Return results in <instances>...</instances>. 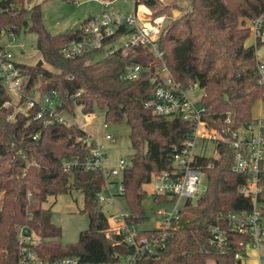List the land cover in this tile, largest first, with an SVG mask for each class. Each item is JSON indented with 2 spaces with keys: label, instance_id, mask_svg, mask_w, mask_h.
<instances>
[{
  "label": "trees",
  "instance_id": "trees-1",
  "mask_svg": "<svg viewBox=\"0 0 264 264\" xmlns=\"http://www.w3.org/2000/svg\"><path fill=\"white\" fill-rule=\"evenodd\" d=\"M31 1L16 0V5L0 13V30L34 32L42 64L52 67L16 63L27 76L26 87L39 82L42 94L56 91L60 99L57 109L68 114L75 115L76 108L87 114L95 105L104 110L106 123L128 125L133 154L122 172V194L141 221L145 217L141 200L146 193L142 185L152 173L166 169L172 144L184 140L192 126L177 115H157L143 105L151 93L147 70L134 80L120 77L127 65L137 62L145 66L152 59L149 53L139 50L138 54L121 56L116 51L114 59L105 64L104 73L119 85H105L89 71L91 52L75 58L61 54L62 45L74 38L77 30L71 27L49 32L43 25L40 5L28 6ZM135 4L144 5L154 16L165 15L158 37L163 59L182 88L195 84L202 90L200 102L207 125L236 127L253 118L254 102H264V81H259L260 61L256 57L264 40L246 43L250 36L247 21L264 12V0H189L188 8L177 16L172 9L180 6L173 1L136 0ZM77 90L80 94L75 96ZM9 98L0 87V264H17V225H25L40 236L38 250L48 257L77 255L101 262L126 251L104 236L107 217L96 198L104 182L101 172L81 168L65 172L61 168L64 157L85 156L79 141L85 132L75 124L44 125L34 118L35 110L16 112L8 118L13 107L3 102ZM227 116L229 122L225 121ZM215 148L216 154L199 157L206 189L196 200L197 216L188 221L179 216L162 251L138 264H240L235 253L243 251L250 240L247 234L229 231L223 254L208 242L209 227L218 214L251 207L250 197L238 191L247 176L232 170L230 147L219 142ZM71 187L83 193L82 211L88 216V225L76 242L63 245L54 239L60 236V228L51 222L50 208L42 204L49 195L65 193ZM258 200L264 203V186Z\"/></svg>",
  "mask_w": 264,
  "mask_h": 264
},
{
  "label": "built area",
  "instance_id": "built-area-1",
  "mask_svg": "<svg viewBox=\"0 0 264 264\" xmlns=\"http://www.w3.org/2000/svg\"><path fill=\"white\" fill-rule=\"evenodd\" d=\"M112 1L104 0L101 12L89 15L79 22L76 36L62 45L61 54L65 58H75L90 52L93 55L100 51L109 56L119 51L121 56H127L131 52L138 54L139 50H143L151 55L152 59L145 66L137 62L127 65L120 77L134 80L142 70H147L151 93L143 105L157 115H177L192 126L184 140L172 144L166 169L152 173L147 182L153 200L165 207L156 209L158 222L151 229L138 228L140 221L133 213L126 215L115 212L106 216L105 238L127 250L101 262L86 261L77 255L44 256L38 250V245L42 243L40 236L25 225H17V264H138L150 255H158L171 238L175 221L180 216L181 205L197 200L206 189V184L203 187L201 183L206 176L199 157L209 155L205 153L208 141L214 144L226 143L230 147L232 170L247 176L246 182L238 191L251 199L249 210L218 214L216 222L209 227L208 242L223 254L227 249L229 231L247 234L250 240L243 245V251L235 253V258L240 261L248 247L257 251L258 260L264 258V203L258 200V194L264 186V115L253 116L251 120L236 127L214 128L207 125L203 118L201 94H194V84L182 88L163 59L158 37L165 15L154 16L148 8L139 10L140 4H135L136 0H130L134 4L133 12H123L112 8ZM16 4V0H0V13ZM247 26L253 42L264 40V12L248 20ZM14 34L13 31L0 30V38L14 37ZM108 43L110 45L106 47ZM155 61L158 62L154 64ZM16 63L19 62L15 61L10 47L0 43V87L10 97L3 105L13 107L8 118H12L16 112L35 110L34 118L41 119L44 125L74 124L67 120L64 111L57 109V104H60L57 92L42 94L39 82L27 88V76L22 74ZM258 71L261 75L259 81H264V63H259ZM78 94L80 90L74 95ZM89 117L90 114L85 115L86 119ZM229 120L230 117L227 116L225 121ZM104 137L112 138L110 134H105ZM197 140L200 142L199 150L195 151ZM79 141L86 151L85 156L64 157L61 161L62 170L71 172L81 168L101 172L104 182L102 189L96 194L99 204L116 193L122 194V172L130 162L119 158L116 167H108L105 165L107 155L100 142L86 132ZM212 162L213 160L208 162L207 166ZM113 176H118V179H113ZM110 183L116 184L115 191H111ZM104 190H107V195Z\"/></svg>",
  "mask_w": 264,
  "mask_h": 264
},
{
  "label": "rangeland",
  "instance_id": "rangeland-1",
  "mask_svg": "<svg viewBox=\"0 0 264 264\" xmlns=\"http://www.w3.org/2000/svg\"><path fill=\"white\" fill-rule=\"evenodd\" d=\"M104 0H32L28 6L39 4L41 9L42 22L45 28L51 33H57L65 31L71 28L74 23L82 21L85 17L93 14H97L104 8ZM178 4L179 8H173L177 11L176 16L183 10L188 8L189 0H168ZM26 3V0H25ZM142 10H146V7L141 5ZM112 8L118 9L123 12H133L134 4L130 0H113ZM171 18V16H170ZM117 39H115V42ZM253 40L251 36L246 39V43L250 44ZM0 43H4L10 47L13 52V56L16 62L24 63L28 65H36L37 61L41 59V54L36 46V34L21 28L18 33L12 36H3L0 38ZM258 57L260 62L264 63V44L257 48ZM115 55L105 56L102 52L94 53L89 62V71L93 73L99 80L105 81V85L118 86V82H114L104 73L105 64L114 59ZM47 69L52 67L46 63H43ZM193 92L196 95H200L202 90L198 85L193 86ZM67 120L74 123L81 128L87 134H90L98 142H100L107 155L105 161L106 166L116 167L118 165L119 158H122L125 162H130L131 155L133 154V148L128 137L129 127L123 122L121 124L106 123L104 121V110L97 108L95 105L92 107V111L89 119L85 118L86 113H82L80 108L75 109V115L63 112ZM264 114V102L256 100L252 105V115L261 116ZM105 134H110L111 139H106ZM199 140L196 141L195 151L199 150ZM215 144L212 141H208L205 146V153L216 154ZM113 179H118V176H113ZM202 186L206 184V179H202ZM109 187L111 191L116 190V184L110 183ZM145 190V195L141 200V205L144 210L145 217L142 219L138 228L151 229L157 225L158 219L156 215V209L165 207L156 203L150 194V186L147 183L142 185ZM104 194L107 195V190H104ZM83 205V193L79 188L71 187L65 193H59L56 195H49L43 202L42 206L50 208L51 222L60 228V236L55 237L59 243L63 245L72 244L77 241L79 232L84 230L88 225V216L82 211ZM103 212L108 216L111 213L120 212L122 214L131 215L132 211L127 202V199L123 194L116 193L112 198H108L103 202H100ZM168 208L171 207L167 206ZM198 206L196 200H191L188 204L181 205L180 219L188 221L194 219L197 216ZM240 264H264V258L258 260L256 252L252 248L245 250V255L240 259ZM213 264V263H211Z\"/></svg>",
  "mask_w": 264,
  "mask_h": 264
},
{
  "label": "water",
  "instance_id": "water-1",
  "mask_svg": "<svg viewBox=\"0 0 264 264\" xmlns=\"http://www.w3.org/2000/svg\"><path fill=\"white\" fill-rule=\"evenodd\" d=\"M176 13H177V11L174 10V11H173V16H176ZM79 22H80V21H78V22H76V23L73 24V26H72L73 31L76 30V28H77ZM109 45H110V43H108V44L106 45V47H108ZM41 64H42V59H39V60L37 61V63H36V66H40Z\"/></svg>",
  "mask_w": 264,
  "mask_h": 264
},
{
  "label": "crops",
  "instance_id": "crops-1",
  "mask_svg": "<svg viewBox=\"0 0 264 264\" xmlns=\"http://www.w3.org/2000/svg\"><path fill=\"white\" fill-rule=\"evenodd\" d=\"M144 6V5H143ZM145 7V6H144ZM256 57H257V59L259 60V57H258V52H257V50H256ZM260 61V60H259ZM261 115H264V114H261ZM253 116V115H252ZM259 116V115H258ZM255 117V116H254ZM248 248H251V247H248ZM255 252H256V254H257V251L254 249V248H252Z\"/></svg>",
  "mask_w": 264,
  "mask_h": 264
},
{
  "label": "bare ground",
  "instance_id": "bare-ground-1",
  "mask_svg": "<svg viewBox=\"0 0 264 264\" xmlns=\"http://www.w3.org/2000/svg\"><path fill=\"white\" fill-rule=\"evenodd\" d=\"M140 6H141V4H140ZM140 6H139V10H142V7H140ZM143 11H144V10H143Z\"/></svg>",
  "mask_w": 264,
  "mask_h": 264
}]
</instances>
